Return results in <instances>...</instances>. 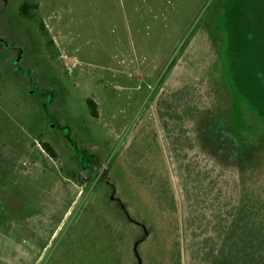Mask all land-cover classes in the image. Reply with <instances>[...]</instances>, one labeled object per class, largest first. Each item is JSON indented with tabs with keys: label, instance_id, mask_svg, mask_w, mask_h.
Segmentation results:
<instances>
[{
	"label": "rangeland",
	"instance_id": "374dc122",
	"mask_svg": "<svg viewBox=\"0 0 264 264\" xmlns=\"http://www.w3.org/2000/svg\"><path fill=\"white\" fill-rule=\"evenodd\" d=\"M20 2L0 0L22 51L0 44V264H264V0H37L56 59Z\"/></svg>",
	"mask_w": 264,
	"mask_h": 264
},
{
	"label": "trees",
	"instance_id": "16d2710c",
	"mask_svg": "<svg viewBox=\"0 0 264 264\" xmlns=\"http://www.w3.org/2000/svg\"><path fill=\"white\" fill-rule=\"evenodd\" d=\"M20 1L21 2L19 5V10H18L19 16L28 22H33V23L37 24L41 36L46 40L47 51L50 53V55L53 59H56L57 50H56L55 42L50 37L49 31H48L44 21L39 19V16H38L39 4H38L37 0H20ZM0 44L4 45L8 49H12V50L16 51L19 54V56L22 54V51L18 46L12 45L8 42H4L3 40H0ZM19 58L20 57H18V59ZM14 70L16 72H18L19 74L25 75V77L27 79L31 80L30 84L33 87L32 91H31V96L35 100H39L41 102L43 101L41 103L42 107H43V112L45 113L47 119L51 122L52 126L55 129L59 128V129L67 130V135L69 136L70 132H69L68 128H66V126L58 125V122L55 120L54 116H52V114L49 111V105L51 103H53L56 93L52 90L40 89V87L36 83L35 78L29 72H26V71H23L22 69H20L17 62L14 64ZM183 92H184L183 90L178 91L174 94V96H176V95L181 96L183 94ZM45 100H47V102H45ZM87 104H88V107L90 108L92 117L97 118L98 112H97V104L95 103V101L92 99H88ZM40 144H41L43 150L53 160L58 161V154L49 142L41 141ZM83 156H84V158H86V160H88V163H90L91 165H98L99 164V160L97 159L96 156H94V155L87 156L86 154H83ZM107 173H108V170L105 169L102 176L100 177V179L105 178ZM260 228H263V227H260ZM145 237H146V234H144L142 236V238L138 241L139 244H138V246L136 245V248H135L136 250H138V247L140 250L139 245L146 240ZM261 247H264V239L261 242Z\"/></svg>",
	"mask_w": 264,
	"mask_h": 264
}]
</instances>
